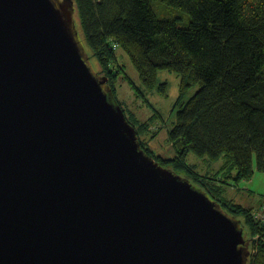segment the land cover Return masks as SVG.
<instances>
[{"label":"water","instance_id":"water-1","mask_svg":"<svg viewBox=\"0 0 264 264\" xmlns=\"http://www.w3.org/2000/svg\"><path fill=\"white\" fill-rule=\"evenodd\" d=\"M74 0H0V264H248L242 222L140 147Z\"/></svg>","mask_w":264,"mask_h":264},{"label":"trees","instance_id":"trees-1","mask_svg":"<svg viewBox=\"0 0 264 264\" xmlns=\"http://www.w3.org/2000/svg\"><path fill=\"white\" fill-rule=\"evenodd\" d=\"M153 1L74 0L86 50L119 105L117 88L126 82L134 101L141 99L150 111L142 120L120 105L140 147L240 218L252 254L248 264H264V216L226 197L232 186L251 180L254 169L264 171V0H163L169 10L163 16L155 14ZM117 48L127 54L139 85L117 62ZM160 69L175 72L180 81L171 110L175 119L165 127L170 155L149 145L163 127L155 122L164 115L149 100L151 91L167 96V82L157 81ZM194 85L196 92L186 99ZM190 153L222 157L223 163L203 174L188 162Z\"/></svg>","mask_w":264,"mask_h":264},{"label":"rangeland","instance_id":"rangeland-1","mask_svg":"<svg viewBox=\"0 0 264 264\" xmlns=\"http://www.w3.org/2000/svg\"><path fill=\"white\" fill-rule=\"evenodd\" d=\"M153 9L157 16H163L164 14H168L169 10H167L168 6L165 5L163 0H154ZM75 9V7H74ZM183 15L182 20H180V24H184L187 20V17ZM75 26L77 31L79 32V39L83 42V36L79 28V20L77 9H75L74 13ZM87 51V50H86ZM117 54V62H119L125 69V72L129 75V78L133 83L137 85L140 84L138 74L135 71L131 61L129 60L127 54L121 51L119 48L116 50ZM89 54V64L93 72L99 71V65L96 62L95 57H93L92 52L87 51ZM157 81L167 82V96L160 95L156 91H151L149 95V100L154 104V106L164 115V120H157L155 125L157 127H162V131L154 138L152 141H149L150 148H153L155 152L165 155L172 154L171 147H169V143L167 142L165 127H170L171 122L175 119V114H172V107L174 105L175 100L179 96L178 88H179V77L173 71H168L165 69H160L157 76ZM198 88V85H194L190 88L186 94V99L192 96ZM117 97L120 102V105L125 108H132L136 112V115L142 120L148 118L150 116V111L145 106H141V99H138L136 102L134 101L135 97L132 93L131 87L129 83L120 82L117 88ZM162 121V122H161ZM152 126V125H151ZM156 128H152L157 130ZM151 129V130H153ZM188 162L194 165L201 173L208 174V172L213 173L214 171H218L220 165L223 163V158L220 157L218 160H210L209 157L203 156H195L193 154H188L187 156ZM183 177V176H182ZM234 187V188H233ZM226 197L228 199H232L238 204L245 207H252L254 209H258L257 215L264 216V171L260 172L254 169V173L252 175L251 180H242L236 185L232 186L231 189H228L226 192ZM263 210V213L261 212ZM240 219V218H239ZM241 220V219H240Z\"/></svg>","mask_w":264,"mask_h":264},{"label":"clouds","instance_id":"clouds-1","mask_svg":"<svg viewBox=\"0 0 264 264\" xmlns=\"http://www.w3.org/2000/svg\"><path fill=\"white\" fill-rule=\"evenodd\" d=\"M251 252V251H250ZM252 255V254H251Z\"/></svg>","mask_w":264,"mask_h":264}]
</instances>
